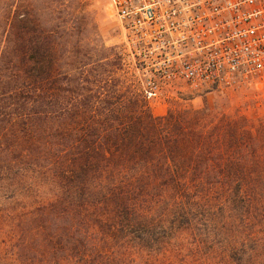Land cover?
<instances>
[{
    "label": "trees",
    "instance_id": "16d2710c",
    "mask_svg": "<svg viewBox=\"0 0 264 264\" xmlns=\"http://www.w3.org/2000/svg\"><path fill=\"white\" fill-rule=\"evenodd\" d=\"M122 61L84 0H0L9 264H264V120L156 117Z\"/></svg>",
    "mask_w": 264,
    "mask_h": 264
},
{
    "label": "built area",
    "instance_id": "2783aa9c",
    "mask_svg": "<svg viewBox=\"0 0 264 264\" xmlns=\"http://www.w3.org/2000/svg\"><path fill=\"white\" fill-rule=\"evenodd\" d=\"M146 100L254 88L264 98V0H109Z\"/></svg>",
    "mask_w": 264,
    "mask_h": 264
},
{
    "label": "rangeland",
    "instance_id": "374dc122",
    "mask_svg": "<svg viewBox=\"0 0 264 264\" xmlns=\"http://www.w3.org/2000/svg\"><path fill=\"white\" fill-rule=\"evenodd\" d=\"M89 10L94 13L95 21L99 27L102 42L108 48H117L122 56L124 69L129 71L133 80L137 82V73L133 60L124 45L119 24L111 10L109 0H84ZM171 96L158 100H148L150 110L156 117L163 116L169 108H190L193 110L220 109L231 116H245L251 121L264 120V98L261 91L254 88L239 90H212L195 93L185 86H177L169 90ZM1 232V231H0ZM5 235L0 233V264H9ZM174 264L178 262L173 261Z\"/></svg>",
    "mask_w": 264,
    "mask_h": 264
}]
</instances>
